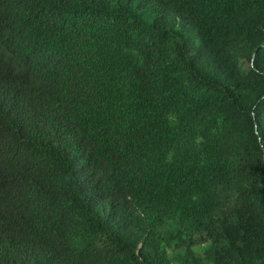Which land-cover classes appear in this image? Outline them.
Segmentation results:
<instances>
[{
  "label": "trees",
  "instance_id": "16d2710c",
  "mask_svg": "<svg viewBox=\"0 0 264 264\" xmlns=\"http://www.w3.org/2000/svg\"><path fill=\"white\" fill-rule=\"evenodd\" d=\"M0 264H264V0H0Z\"/></svg>",
  "mask_w": 264,
  "mask_h": 264
}]
</instances>
